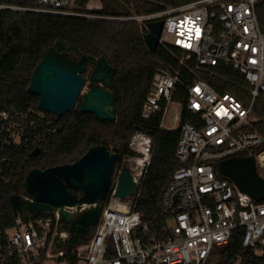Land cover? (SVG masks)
Instances as JSON below:
<instances>
[{"label": "built area", "instance_id": "built-area-1", "mask_svg": "<svg viewBox=\"0 0 264 264\" xmlns=\"http://www.w3.org/2000/svg\"><path fill=\"white\" fill-rule=\"evenodd\" d=\"M21 1L27 6L0 5V9L133 21L145 26L162 21L158 46L176 48L181 54L174 70L156 69L141 117L149 120L161 115L163 121L168 107L177 104L180 114L173 121L179 124L185 109L199 125L181 126L176 158L183 166L174 172L162 197L167 222L160 232L143 224L133 210L153 144L149 135L138 131L130 137V154L119 157L115 165L97 224L85 243L61 249L70 239L80 237H67L56 212L17 213L12 228L0 235V264H208L215 249L226 246L237 228L243 229L241 252L232 264H242L245 255L255 260L251 264H264V201L257 202L229 180L217 178L215 168L228 158L249 157L264 179V135L251 129L264 123L253 114L255 101L264 100V34L256 13L261 0H199L161 13L126 18L92 16L76 9L74 0ZM92 1L86 4L87 12L101 9L100 0L99 7ZM190 63L209 76L217 66L237 71L248 83L244 91L251 98L249 106L229 93H216L202 79L187 84L185 99L175 101L180 96L182 73H193ZM10 115L0 112V152L5 146L21 143L22 114ZM4 162L0 153V173ZM124 169L131 175L134 190L120 199L115 190ZM82 208L70 210L78 216Z\"/></svg>", "mask_w": 264, "mask_h": 264}, {"label": "trees", "instance_id": "trees-1", "mask_svg": "<svg viewBox=\"0 0 264 264\" xmlns=\"http://www.w3.org/2000/svg\"><path fill=\"white\" fill-rule=\"evenodd\" d=\"M195 1L199 0H100L102 8L91 12L85 11L87 0H74V6L92 16L126 18L161 13ZM0 5L27 6L21 0H0ZM256 13L259 28L264 34V0L257 4ZM146 34L145 25L133 21L0 9V112H10V118H14V112L21 113L19 127L23 129L20 145L5 146L0 152L5 160L0 173V235L12 228L17 216L11 208L10 198L31 199L24 189L25 178L31 170L73 164L89 148L99 145L119 157L127 156L130 154V137L138 131L149 135L153 144L150 165L133 210L150 228L160 232L166 225L167 217L161 208V200L174 172L183 166L176 158L180 129L185 123L196 122L199 125V121L183 109L179 126L166 130L161 127V115L149 120L141 117V107L156 69L174 70L181 54L176 48L161 46L150 53L144 40ZM50 47L73 57H76L74 50L82 53V65L85 67L82 74L92 71L99 58H104L115 70L117 100L114 122L98 121L90 113L79 112V106L61 116H53L38 108V97L30 94L27 88L33 70ZM188 66L193 73L187 70L182 73V82L178 86L180 96L175 101L185 99L187 84L202 79L216 93H229L249 106L251 98L244 91L248 83L237 71L217 66L210 70L213 76H209L197 72L193 63ZM253 114L264 119V100L255 101ZM30 122H33L32 126ZM251 129L264 135L263 122L254 124ZM36 148L40 152L38 156H32ZM242 235L243 229L234 230L228 244L214 252L208 264H232L241 252ZM85 242L82 238H72L65 244L72 247ZM251 261L255 260L245 255L242 264H251Z\"/></svg>", "mask_w": 264, "mask_h": 264}, {"label": "water", "instance_id": "water-1", "mask_svg": "<svg viewBox=\"0 0 264 264\" xmlns=\"http://www.w3.org/2000/svg\"><path fill=\"white\" fill-rule=\"evenodd\" d=\"M162 21L146 24L144 37L150 53L158 48ZM75 61L67 53L48 48L30 76L27 91L38 97V108L53 116L73 111L77 106L85 71L84 55L77 50ZM115 70L99 58L89 77V88L83 95L78 110L90 113L98 121H115L117 100L114 82ZM40 150L34 149L32 156ZM119 155L110 153L105 146L89 148L76 162L44 170L33 169L25 178L24 189L31 199L10 198L14 212L34 216L56 212L63 222L67 237L87 239L97 224L101 204L106 199ZM217 172L232 182L241 192L257 202L264 201V179L256 170L254 161L232 157L218 163ZM134 183L127 169L122 171L115 196L125 199L132 195ZM82 206V213L74 216L70 208ZM192 264H195L194 262Z\"/></svg>", "mask_w": 264, "mask_h": 264}, {"label": "rangeland", "instance_id": "rangeland-1", "mask_svg": "<svg viewBox=\"0 0 264 264\" xmlns=\"http://www.w3.org/2000/svg\"><path fill=\"white\" fill-rule=\"evenodd\" d=\"M87 2H88V0H87ZM96 2H97V0H96ZM92 3H94V0L92 1ZM99 3H101V2H99ZM99 3L97 2L96 6L98 5V7H99ZM101 8H102V5H101ZM95 10L96 9H93V11H95ZM85 11H86V7H85ZM88 12H91V11H88ZM70 57H73V55H70ZM91 72H92L91 70H88L85 74H81L82 78L84 79V86L81 89L79 98L77 100V106L80 105V103L82 102L83 95L87 92V90L89 88V77H90ZM179 114H180V107L177 104H171L168 107V111L165 115V118H163L161 127L166 129V130L176 129L179 126V124L177 122L173 121V118H174V116H178ZM65 248H66V244L64 246H61V249H65ZM218 250L219 249H215V252ZM215 257L216 256H214L212 259L214 260Z\"/></svg>", "mask_w": 264, "mask_h": 264}, {"label": "flooded vegetation", "instance_id": "flooded-vegetation-1", "mask_svg": "<svg viewBox=\"0 0 264 264\" xmlns=\"http://www.w3.org/2000/svg\"><path fill=\"white\" fill-rule=\"evenodd\" d=\"M68 58L71 60V61H75L77 58L76 57H70L69 55H68Z\"/></svg>", "mask_w": 264, "mask_h": 264}]
</instances>
